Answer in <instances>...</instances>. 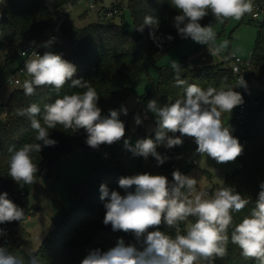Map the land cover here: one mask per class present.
<instances>
[{
	"label": "clouds",
	"instance_id": "clouds-1",
	"mask_svg": "<svg viewBox=\"0 0 264 264\" xmlns=\"http://www.w3.org/2000/svg\"><path fill=\"white\" fill-rule=\"evenodd\" d=\"M46 2L49 4L50 0ZM171 6L178 12L173 17L178 35L208 46L213 56L227 48L228 42L216 45V33L211 24L202 26L200 22L209 14L223 21L240 20L253 12L252 0H171ZM145 26L150 28L149 36L158 48L163 47L164 39H173L171 35L163 39L156 35L158 17L146 15L136 30L142 33ZM54 41L55 37L40 47L49 49ZM171 68L175 73V86L187 84L184 93L162 106L155 99L149 100L146 111L155 117V139L140 138L133 144L130 138H125V123L120 119L121 113L128 115L125 106L110 109L108 115H103L95 88L82 78L73 79L77 71L73 63L52 51H45L43 55L33 51L23 69L30 77L23 82L25 95H34L37 88L46 86L59 92L69 81L70 87L86 90L56 98L44 105L43 112L36 103L17 110V115L30 121L37 142L9 148L8 176L21 188L34 183L39 168L31 153H40L43 147L57 144L49 137V129H56L57 125L75 131L83 129L87 134L86 144L93 149L123 140L124 148L134 157L152 156L158 165L169 157L161 155L157 148L182 146L183 137L194 140L199 156L211 158L218 164L235 162L243 154L244 146L232 135L230 126H225L222 116L244 103L242 94L234 90L238 86L247 87L243 76L235 88L205 89L182 79L177 61L172 60ZM134 120L136 125L142 124L139 114ZM118 183L125 195L115 190L110 192L106 184L100 185V199L105 201L106 210L103 224L111 225L114 232L132 234L139 247L126 245L120 238L106 251L89 250L80 264H214L216 258H223L227 253L229 228H232L230 241L239 247L242 256L264 264V182L259 185L258 198L250 214L234 226L232 213L244 210L250 200L233 187H220L209 194L197 190V179L178 169L172 172L171 182L164 175L145 172L122 176ZM24 216V210L8 198L7 192L0 193V224L21 222ZM190 217L194 221L189 220ZM181 224L185 226L183 232L178 227ZM161 225L177 229L176 234L160 230ZM3 235L4 229L0 228V237ZM0 264H42V258L34 249L13 253L8 246L0 245Z\"/></svg>",
	"mask_w": 264,
	"mask_h": 264
},
{
	"label": "trees",
	"instance_id": "trees-1",
	"mask_svg": "<svg viewBox=\"0 0 264 264\" xmlns=\"http://www.w3.org/2000/svg\"><path fill=\"white\" fill-rule=\"evenodd\" d=\"M73 1L75 0H50L48 4L46 0H6L5 11L0 15V77L7 71H10V75L14 74L25 62V58L21 56V51L25 48L38 43L42 45L55 37L49 49L40 47L41 55L45 51H52L73 63L77 69L73 79L82 78L95 88L99 95L98 107L101 108L103 115H108L110 109H120L123 102L135 91L142 76L149 74L151 68L157 70V81L152 82L148 93L140 97V105L155 95L161 99L163 105L174 102L183 95L187 84L176 87L172 68L157 65L165 53L190 39L181 38L174 27L173 17L178 12L171 6V0H128L134 24L133 33L125 29L123 22L116 23L114 20H98L83 27H76L63 10ZM256 1H253V4ZM107 9L105 7L108 12ZM262 10L264 13V7ZM115 13L112 12L111 15ZM146 15L158 17L157 36L162 39L167 35L173 37L171 41L164 39L162 48H158L150 38L148 26H145L142 33L136 30L143 23ZM217 22L219 21L209 14L200 23L202 26L209 24L213 26ZM223 22L225 23L226 20ZM257 25L258 32L251 52L253 75L247 80L249 83L252 78L261 79L264 76V17ZM19 60L21 63L13 68ZM232 62L230 56L224 63L200 68H190L182 64L180 76L187 83H194L205 89L235 88L238 82L237 75L232 71ZM70 84L71 81L59 92L47 86L37 88L36 93L31 96L25 95L23 85L15 86L0 105V193L7 192L8 198L22 208L25 215H32V212L25 206L24 197L36 188L41 177L75 150L90 149V147L86 144L87 134L83 129L75 131L65 129L62 125H57L56 129H49V137L56 140L57 144L43 147L40 153H31L39 171L33 184L21 188L8 176L9 148H19L25 143L37 141L36 132L32 129L30 121L27 117L17 115V110L36 103L43 112L44 105L53 102L56 98L86 90L72 88ZM238 87L234 90L236 91ZM255 99L257 104L250 108L242 132L236 135L244 146L243 154L236 159L240 166L231 174H227L224 183L220 186L233 187L236 192L250 200L244 210L232 213L233 226L250 214L258 198L259 185L264 182V90L260 91ZM148 137L155 139V131ZM196 147L192 138L183 137L182 146L171 149L163 146L157 148L161 155L169 157L162 165H158L152 156L140 157L136 173L132 174L119 162H114L107 171L87 183L84 182L82 185L86 188L81 196L75 199L67 215L48 234L37 250L36 253L42 258V264H80L89 250L100 248L106 251L114 247L120 238L124 239L126 245L136 244L139 247L132 234L114 232L111 225L103 224L106 210L105 201L100 199V185L106 184L110 192L115 190L125 195L124 189L120 188L118 183L122 176L145 172L172 175L171 165L175 157L182 153H196ZM215 189L217 188L211 190ZM189 220L194 221V218L190 217ZM18 227L19 221L0 224V228L8 231V241L3 243L5 237L3 235L0 237V245L8 246L12 252L21 244L20 236L17 235ZM179 227L183 232L185 226L181 224ZM160 230L173 236L177 231L164 225L160 226ZM231 231L232 228H229L226 255L223 258H216L214 264H259L258 261L242 256L239 247L230 241ZM14 236H17V241Z\"/></svg>",
	"mask_w": 264,
	"mask_h": 264
},
{
	"label": "rangeland",
	"instance_id": "rangeland-1",
	"mask_svg": "<svg viewBox=\"0 0 264 264\" xmlns=\"http://www.w3.org/2000/svg\"><path fill=\"white\" fill-rule=\"evenodd\" d=\"M91 1L95 4L94 8L89 6ZM256 3H261L264 6V0H257ZM255 4H253V12L255 11ZM117 6H120V8H117ZM105 7L108 8V12ZM5 8L6 0H3L0 3V15L4 13ZM114 8L117 9V13L112 11ZM63 10L76 27H83L98 20H114L116 23L123 22L128 32H134L128 0H77L73 7L67 5ZM109 11L115 14L111 15ZM253 12L245 14L240 20L228 19L225 23L223 20L212 26L216 33L215 44L228 42V47L219 55H211L208 46L188 39L176 49L165 53L157 63L158 67H171L172 60L177 61L179 65L186 64L190 68H200L224 63L233 55L243 59L248 58L254 49L258 32L257 23L264 17V13L260 12V18L252 21ZM114 15L117 16L114 17ZM20 63L21 60L13 68H16ZM10 74V71H7L0 77V99L2 100H5L14 89V86L5 85L6 81L12 76ZM157 77L156 68H151L149 74L142 76L135 91L122 104L128 109L127 116L123 113L120 115L126 127L125 138H130L133 144L137 139L148 137L155 129L154 114L147 112L146 106L148 101L152 99L157 100L161 106L163 102L155 95L148 98L143 105H140V97L148 93L152 82L157 81ZM249 85L251 98L254 99L260 91L264 90V76L261 79L252 78ZM235 108L231 113L223 114L222 119L225 126L229 124ZM137 114L141 116V125L135 124L134 117ZM145 115H147V119H144ZM88 150L89 152L83 149L76 150L69 157L60 160L55 165L56 170H58L55 174L58 175V178L54 179L52 174H48L44 180L42 178L39 181L36 188L28 196L24 197V200L26 199L25 206L31 210L32 215H25L24 219L19 222L18 235L21 244L13 250V253H22L25 249H34L37 252L48 234L57 227L61 218L67 215L69 209L73 206L72 204H74L67 187L69 186L72 189L75 199H78L86 188L82 184L87 183L95 176L90 177V170L99 169V167L107 170L114 162H119L130 173H136L140 157H134L128 152L123 146V140L110 146L101 145L98 149L90 147ZM104 153L109 155V159L103 158ZM194 155H196L197 166L191 169L188 175L197 179V185L199 186L197 190L218 189L224 183L226 175L231 174L240 166L237 160L226 164H218L215 160L206 156H199L196 153ZM68 200H71L72 204L65 210L64 207L67 208ZM60 215L61 218L58 220ZM14 239L17 241V236H14Z\"/></svg>",
	"mask_w": 264,
	"mask_h": 264
},
{
	"label": "built area",
	"instance_id": "built-area-1",
	"mask_svg": "<svg viewBox=\"0 0 264 264\" xmlns=\"http://www.w3.org/2000/svg\"><path fill=\"white\" fill-rule=\"evenodd\" d=\"M3 0H0V3H2ZM77 0L70 2L68 5L70 7H73L75 5ZM85 1H90V0H85ZM90 8H94L95 4L93 1L90 2L89 4ZM255 11L252 14V17L254 19H259L260 18V12L263 10V5L261 3H256L254 5ZM113 12L116 11V9L112 10ZM111 13V12H109ZM40 43L28 46L25 48L23 51H21V56L25 58V61L29 58L31 53L33 51L37 52L38 54L41 55L40 52ZM22 53H27L28 55H22ZM233 62H232V71L237 75V82L239 81L240 77L243 76L244 80L246 81L247 87H238L236 91L240 92L243 96L244 103L240 106H237L233 112L232 118L229 122L228 125L230 128L233 130L232 135L236 137V135L240 134L242 132V126L247 122L248 116L250 113V108L254 105L257 104L256 99L251 98V92H250V85L249 81H247L252 75V67H251V53L250 56L246 59H243L241 57H238L236 55L232 56ZM24 64L25 62L18 67L16 72L12 74V76L6 81L5 85H10V86H19L23 85V82L25 79H30V77L27 76V73L23 70L24 69ZM3 104V100L0 99V105ZM5 115V113L3 114ZM104 157H109L107 153H104ZM179 157V158H178ZM197 165V159L196 155H194V152L192 153H182L179 154L177 157H175L172 165H171V170L172 172L174 170H179L182 174L188 175L189 174V168L196 166ZM168 180L171 182L172 181V175H167L166 176ZM197 188L199 186L197 185ZM217 190V189H215ZM215 190H209V189H204V191H207L209 194L213 193ZM179 227V226H178ZM180 229V227H179ZM181 230V229H180ZM4 239L3 243H6L8 241V231L4 230Z\"/></svg>",
	"mask_w": 264,
	"mask_h": 264
},
{
	"label": "crops",
	"instance_id": "crops-1",
	"mask_svg": "<svg viewBox=\"0 0 264 264\" xmlns=\"http://www.w3.org/2000/svg\"><path fill=\"white\" fill-rule=\"evenodd\" d=\"M255 1V0H254ZM79 149H77V151H78ZM84 151H88L89 152V150L88 149H83ZM74 152H76V150L74 151ZM72 154V153H71ZM79 155V154H78ZM70 155H68L67 157H69ZM103 158L104 159H109V157H104L103 156ZM106 169V168H105ZM104 168H100L99 167V169L98 168H95V169H93V170H90L89 172L91 173L90 174V177H92V175H95L93 178H95V177H97L98 175H100V174H102L103 172H105V171H107V170H105ZM103 171V172H102ZM55 172H58V170H56V167L55 166H53L52 168H50L42 177H41V179L43 178V180H44V178L45 177H47L48 176V174H52V178H54V179H56V178H58V175H56L55 174ZM101 172V173H100ZM62 177V176H61ZM92 178V179H93ZM41 181V180H40ZM67 191L70 193V195H71V198L73 199V203H74V201H75V198H74V195H73V191H72V189H70L69 188V186L67 187ZM28 196V195H27ZM25 202V205H26V199L24 200ZM71 204H72V202H71V200H68V203H67V208H65L64 207V209L66 210V209H68L70 206H71ZM73 205V204H72ZM61 213V212H60ZM27 216H31V215H27ZM60 218H61V215H60V217H59V219L58 220H60ZM62 219V218H61ZM57 220V221H58ZM61 221V220H60ZM17 235H18V233H17Z\"/></svg>",
	"mask_w": 264,
	"mask_h": 264
}]
</instances>
